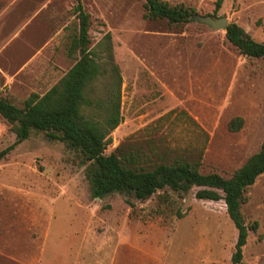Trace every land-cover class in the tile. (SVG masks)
I'll return each mask as SVG.
<instances>
[{
  "label": "rangeland",
  "instance_id": "1",
  "mask_svg": "<svg viewBox=\"0 0 264 264\" xmlns=\"http://www.w3.org/2000/svg\"><path fill=\"white\" fill-rule=\"evenodd\" d=\"M225 17L264 44V0H164ZM91 47L112 36L123 78L121 146L185 159L228 179L264 140V58L244 56L225 31L144 17L145 0H82ZM75 0H0V98L19 107L71 69ZM241 118L243 127L229 129ZM16 135L0 117V153ZM82 157L33 131L0 161V264H232L237 229L225 204L171 190L150 199H93ZM241 212L257 223L243 264H264V175ZM179 214L182 217H179Z\"/></svg>",
  "mask_w": 264,
  "mask_h": 264
},
{
  "label": "trees",
  "instance_id": "2",
  "mask_svg": "<svg viewBox=\"0 0 264 264\" xmlns=\"http://www.w3.org/2000/svg\"><path fill=\"white\" fill-rule=\"evenodd\" d=\"M75 2L78 28L70 45V54L75 58L71 69L44 95L32 94L23 107L0 98V117L16 135L14 144L0 153V161L33 131L41 132L82 157L93 199L119 193L145 201L168 189L179 195L194 191L200 201H222L238 232L231 262L243 264V249L258 224L247 225L241 208L248 190L264 175V140L259 152L228 179L216 173L202 174L197 163L185 159L151 158L142 149L121 146L107 154L112 134L124 120L123 78L115 62L111 34H105L92 48L91 16L82 0ZM221 6L222 0H218L215 17ZM144 10L146 19L166 20L170 25L189 23L198 15L195 9L172 6L164 0H145ZM225 35L240 54L264 58V44L237 24H229ZM243 123L241 118L232 120L230 131H239Z\"/></svg>",
  "mask_w": 264,
  "mask_h": 264
},
{
  "label": "water",
  "instance_id": "3",
  "mask_svg": "<svg viewBox=\"0 0 264 264\" xmlns=\"http://www.w3.org/2000/svg\"><path fill=\"white\" fill-rule=\"evenodd\" d=\"M195 19L201 24H205L215 30H223L226 32L229 25L228 19L225 17L214 18L212 16L197 15Z\"/></svg>",
  "mask_w": 264,
  "mask_h": 264
}]
</instances>
